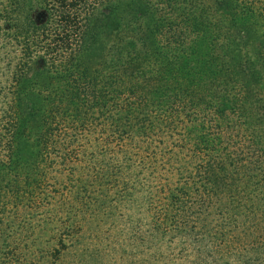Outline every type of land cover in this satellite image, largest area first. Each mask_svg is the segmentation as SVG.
Listing matches in <instances>:
<instances>
[{
	"label": "trees",
	"instance_id": "1",
	"mask_svg": "<svg viewBox=\"0 0 264 264\" xmlns=\"http://www.w3.org/2000/svg\"><path fill=\"white\" fill-rule=\"evenodd\" d=\"M120 1L0 0V264H264V0Z\"/></svg>",
	"mask_w": 264,
	"mask_h": 264
},
{
	"label": "rangeland",
	"instance_id": "2",
	"mask_svg": "<svg viewBox=\"0 0 264 264\" xmlns=\"http://www.w3.org/2000/svg\"><path fill=\"white\" fill-rule=\"evenodd\" d=\"M118 9L119 12L115 20L122 25V31L110 36L103 42V46L110 50L112 54H115V56L128 52L126 46L129 43H134L137 46L136 50L141 49L142 39H147L148 30L152 27L150 18L152 6L148 4L147 0H122L118 4ZM140 10L146 12V14L140 16ZM129 52L128 56H132L133 51L129 50ZM135 55L140 56L137 52ZM105 65H109V61H106Z\"/></svg>",
	"mask_w": 264,
	"mask_h": 264
}]
</instances>
